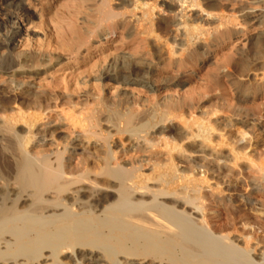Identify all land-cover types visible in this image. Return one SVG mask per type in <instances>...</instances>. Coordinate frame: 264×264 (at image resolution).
<instances>
[{"label":"bare ground","instance_id":"1","mask_svg":"<svg viewBox=\"0 0 264 264\" xmlns=\"http://www.w3.org/2000/svg\"><path fill=\"white\" fill-rule=\"evenodd\" d=\"M219 50L247 96L264 0H0V264H264V101L166 75Z\"/></svg>","mask_w":264,"mask_h":264},{"label":"rangeland","instance_id":"2","mask_svg":"<svg viewBox=\"0 0 264 264\" xmlns=\"http://www.w3.org/2000/svg\"><path fill=\"white\" fill-rule=\"evenodd\" d=\"M255 31H252L251 33H254ZM221 46L217 47L220 48ZM218 50V49H217ZM225 53H229L227 50H219V52L214 56L213 53L209 54V58L206 59V64L201 63L200 65L198 64H193V65H188L185 68H182L180 71L175 72L172 69L167 70L166 75L169 77H174V80H181L184 84L183 89L187 90L188 87L189 89H193L196 86L199 87L198 85H200L201 87L207 84V81L210 77H212L215 73L219 74L221 83H227V82H231L234 80H241L242 82H245L248 76H241V77H237L236 75H233L232 72H230L228 69H226L225 67H222V71L221 73H218L215 71L216 67V62H218L219 59H221L223 57V55H225ZM145 62V61H143ZM147 62V61H146ZM256 67H254L253 69H251L248 72V75H250L251 77L254 78V82H256L255 84V89L252 88L249 90V94L246 96V93L248 91H241L238 94L236 93V90H231L232 88H229L228 86L225 89H221V91L219 90H214L212 89V87H208L207 89H204L202 92L204 93V91L206 90V93L208 95H210L209 97H211V101L215 103H219L222 104L223 101L225 100V103H223V107L227 108V110H224L223 108V113H220L219 117L221 119H224L226 116H228L230 114L231 109H233L234 104L236 102V98L244 95L247 100L246 105H256L259 104L260 102L264 101V75H262L261 73V69L259 67H257V69H255ZM255 69V70H254ZM226 72V75L224 74ZM113 73V72H112ZM227 74H229V76H227ZM191 80V81H190ZM152 81V80H151ZM246 83V82H245ZM154 87H156V82L152 81V83ZM211 88V89H210ZM0 89H3V84L0 85ZM197 89V88H196ZM200 90V91H201ZM212 90V91H211ZM197 91L199 92V89H197ZM210 91V92H209ZM252 91H254V93H252ZM200 92V94L202 93ZM209 92V93H208ZM202 93V97L204 98V100H207L208 97L206 95H204ZM232 95L234 98L230 99L228 95ZM227 98V99H226ZM222 99H224L222 101ZM230 99V100H229ZM203 100V99H202ZM229 102V103H226ZM211 103V102H210ZM209 102H205V105H209ZM226 104H230V107H227ZM229 108V109H228Z\"/></svg>","mask_w":264,"mask_h":264}]
</instances>
